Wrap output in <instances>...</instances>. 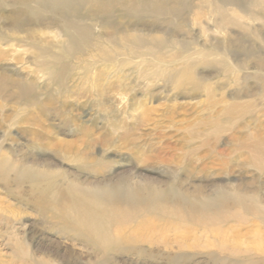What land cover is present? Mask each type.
<instances>
[{
	"label": "rangeland",
	"instance_id": "374dc122",
	"mask_svg": "<svg viewBox=\"0 0 264 264\" xmlns=\"http://www.w3.org/2000/svg\"><path fill=\"white\" fill-rule=\"evenodd\" d=\"M263 23L0 0V264H264Z\"/></svg>",
	"mask_w": 264,
	"mask_h": 264
},
{
	"label": "bare ground",
	"instance_id": "6f19581e",
	"mask_svg": "<svg viewBox=\"0 0 264 264\" xmlns=\"http://www.w3.org/2000/svg\"><path fill=\"white\" fill-rule=\"evenodd\" d=\"M247 4V3H246ZM208 6V5H207ZM249 6V5H248ZM248 6H246V7H248ZM209 8V7H208ZM226 9V8H225ZM238 9V8H237ZM248 12V11H247ZM259 12V11H258ZM264 24V23H263ZM83 29V28H82ZM145 35V34H144ZM260 36H261V34H260ZM151 46V45H150ZM148 47V46H147ZM162 47V46H161ZM156 48V47H155ZM153 49V48H152ZM259 54V53H258ZM257 58H259V57H257ZM246 59H247V57H246ZM228 61V60H227ZM260 68V67H259ZM259 82V81H258ZM233 99V98H232ZM234 100V99H233ZM233 110V109H232ZM257 132V131H256ZM260 137V136H259ZM256 139V138H255ZM262 147V146H261ZM251 149V148H250ZM253 150V149H252ZM249 151V150H248ZM254 153V152H253ZM257 153H259V152H257ZM256 153V154H257ZM258 155V154H257ZM118 182V181H117ZM117 182H116V184H117ZM149 182V181H148ZM145 183H147L146 181H145ZM115 184V183H114ZM71 186H73V183H71L70 184ZM91 187H92V185H91ZM117 188V186L116 187H113V185H107V188L106 189H104V193H108V194H111V195H114L115 197H117V192H119V190L118 189H116ZM120 188V187H119ZM128 188V187H127ZM89 189V188H88ZM109 189H111L112 191L111 192H107ZM126 189V188H125ZM92 191V190H91ZM58 196V195H57ZM102 196V195H101ZM100 197V196H99ZM101 199H102V197H101ZM104 200V199H103ZM96 201V200H95ZM105 201V200H104ZM108 201V200H107ZM72 202V201H71ZM106 202V201H105ZM123 202V201H122ZM74 203V202H73ZM125 203V205L126 206H129V204L125 201L124 202ZM251 203H253V202H251ZM87 207V206H86ZM120 207V206H119ZM75 208H78V207H75ZM61 210V209H60ZM83 210V209H82ZM85 211V210H84ZM115 211H117V209H115ZM119 211V210H118ZM120 211H121V209H120ZM122 212V211H121ZM114 214V213H113ZM79 215V214H78ZM88 215H90L91 216V214H89L88 212L86 213V217L88 216ZM116 216V215H115ZM119 216H121V218H123L124 219V216H123V214H119ZM114 217V216H113ZM88 218V217H87ZM115 218V217H114ZM120 218V219H121ZM92 219H93V217H92ZM117 220V219H116ZM132 221V220H131ZM96 223V222H95ZM122 235V234H121ZM134 238H137V237H133V239ZM182 246H184V245H182ZM231 248V247H230ZM223 249V248H222ZM232 249V248H231ZM241 249V248H240ZM234 250V249H233ZM243 250V249H242ZM246 250V249H245ZM222 251V250H221ZM225 252V251H224ZM230 254V253H229ZM1 260V259H0Z\"/></svg>",
	"mask_w": 264,
	"mask_h": 264
}]
</instances>
